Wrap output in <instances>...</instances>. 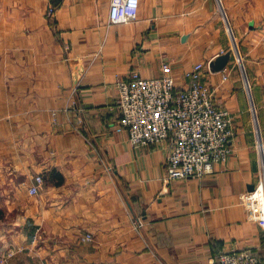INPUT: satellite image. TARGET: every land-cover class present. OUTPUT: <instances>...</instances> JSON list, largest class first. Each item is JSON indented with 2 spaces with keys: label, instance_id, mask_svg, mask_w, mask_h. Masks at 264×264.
<instances>
[{
  "label": "crops",
  "instance_id": "1",
  "mask_svg": "<svg viewBox=\"0 0 264 264\" xmlns=\"http://www.w3.org/2000/svg\"><path fill=\"white\" fill-rule=\"evenodd\" d=\"M140 1L134 22L111 24V0H0V206L26 205L36 223L38 198L79 264H218L232 250L264 264V226L244 203L264 181V0ZM227 52L202 80L233 118L230 153L202 178L169 180L170 141L131 145L117 82L167 62L180 90Z\"/></svg>",
  "mask_w": 264,
  "mask_h": 264
},
{
  "label": "built area",
  "instance_id": "2",
  "mask_svg": "<svg viewBox=\"0 0 264 264\" xmlns=\"http://www.w3.org/2000/svg\"><path fill=\"white\" fill-rule=\"evenodd\" d=\"M140 3V0H111L110 23L134 22ZM237 59L239 62L240 55ZM211 61L206 65L197 63L187 71L188 86L180 90H177L176 79L167 62L162 63L160 76L146 78L132 71L117 82L120 122L128 132L131 145L143 147L170 141L166 161L169 180L202 178L214 172L215 166L225 161L230 153L233 118L228 109L216 104L202 80L203 69L211 71ZM227 78L225 73L223 80ZM43 183V175H37L29 187V194H39ZM244 203L249 215L264 226V181L245 194ZM83 240L90 241L91 235ZM217 263L260 264V261L249 250H232L221 252Z\"/></svg>",
  "mask_w": 264,
  "mask_h": 264
},
{
  "label": "rangeland",
  "instance_id": "3",
  "mask_svg": "<svg viewBox=\"0 0 264 264\" xmlns=\"http://www.w3.org/2000/svg\"><path fill=\"white\" fill-rule=\"evenodd\" d=\"M237 50L238 53L234 49L236 57L240 53L242 55L240 46ZM241 55L238 65L244 72ZM29 202L26 201V204ZM31 207L36 213L34 214L36 223L27 220L29 218L26 205L18 207L17 210L13 207L0 206V264H79V244H73L74 252L63 249L65 246L63 239L49 236L43 220L40 221L43 209L38 198L31 203ZM30 213L33 214L32 211ZM77 241L79 242V238Z\"/></svg>",
  "mask_w": 264,
  "mask_h": 264
},
{
  "label": "water",
  "instance_id": "4",
  "mask_svg": "<svg viewBox=\"0 0 264 264\" xmlns=\"http://www.w3.org/2000/svg\"><path fill=\"white\" fill-rule=\"evenodd\" d=\"M234 47H235L234 49H235L236 53H238V50H237L238 47H237V44L235 43V41H234ZM230 58H231V53L227 52V53L221 54L218 57H216L215 59H213L210 62L211 71L212 72H221V71H223L226 68V65H227L228 61L230 60ZM253 190H254V187H251L250 191H253Z\"/></svg>",
  "mask_w": 264,
  "mask_h": 264
},
{
  "label": "trees",
  "instance_id": "5",
  "mask_svg": "<svg viewBox=\"0 0 264 264\" xmlns=\"http://www.w3.org/2000/svg\"><path fill=\"white\" fill-rule=\"evenodd\" d=\"M51 178H57L58 181H57V184L61 183L62 182V177L60 174H58L56 171H52L51 172Z\"/></svg>",
  "mask_w": 264,
  "mask_h": 264
}]
</instances>
